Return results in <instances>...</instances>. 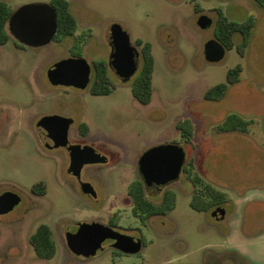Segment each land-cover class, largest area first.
<instances>
[{"label": "rangeland", "instance_id": "obj_1", "mask_svg": "<svg viewBox=\"0 0 264 264\" xmlns=\"http://www.w3.org/2000/svg\"><path fill=\"white\" fill-rule=\"evenodd\" d=\"M11 9L31 2L4 0ZM77 18L73 35L44 46L20 47L13 37L0 46V195L14 191L21 203L0 215V264H264V4L256 0H69ZM196 6L200 10H197ZM243 21L253 18L244 53L234 35V47L220 62L205 57V43L215 36L220 13ZM207 14L213 23L198 25ZM152 42L156 58L153 99L140 103L132 92V78L121 80L110 68L116 87L108 95H94L74 86L53 85L48 70L67 57H84L93 66L111 53L113 26ZM137 45V44H136ZM140 50V47L137 45ZM141 52V51H140ZM141 64V59H140ZM242 66L240 79L218 100L207 90L227 81L228 70ZM250 121L245 130L226 124L229 115ZM47 117L73 119L70 139L91 145L108 157L106 163L84 166L81 181L90 182L96 195L83 192L69 173L66 148H48L40 134ZM190 118L192 140L177 123ZM86 122L88 133L80 124ZM178 144L195 168L162 188L147 189L160 204L166 191L176 193V208L166 215L142 220L134 212L130 184L140 179L139 163L150 148ZM200 175L226 194V201L199 211L191 206ZM48 183L46 195L32 185ZM217 207L225 217L216 218ZM117 224L146 245L137 254L122 253L110 242L95 256L71 252L66 232L83 222ZM41 223L54 232L57 253L40 258L30 236Z\"/></svg>", "mask_w": 264, "mask_h": 264}, {"label": "water", "instance_id": "obj_2", "mask_svg": "<svg viewBox=\"0 0 264 264\" xmlns=\"http://www.w3.org/2000/svg\"><path fill=\"white\" fill-rule=\"evenodd\" d=\"M213 19L207 14L200 15L198 25L207 28ZM8 27L11 35L19 42L40 47L51 43L58 32V12L50 2H31L15 8L9 16ZM109 67L122 81L128 82L136 76L140 68L141 52L133 43L131 34L123 28H112ZM209 62H220L227 54V47L217 38L209 39L204 46ZM93 66L84 57H67L57 61L48 70V78L53 85L88 88L93 81ZM73 119L67 117H47L40 126V134L45 145L50 148L66 147L70 153L69 173L81 180L85 165L106 163L108 157L91 145L70 141ZM187 157L184 148L178 144H162L146 151L139 163V172L146 186L163 187L179 179ZM83 192L96 195L90 182L81 181ZM22 197L14 191L0 195V214H7L19 205ZM216 218L225 217V208L215 212ZM71 251L85 257L95 256L106 242L126 254H137L143 249V241L132 235L121 233L100 222H83L77 231L66 233Z\"/></svg>", "mask_w": 264, "mask_h": 264}, {"label": "trees", "instance_id": "obj_3", "mask_svg": "<svg viewBox=\"0 0 264 264\" xmlns=\"http://www.w3.org/2000/svg\"><path fill=\"white\" fill-rule=\"evenodd\" d=\"M263 5L264 0H256ZM51 3L55 6L58 12V32L55 39L73 35L77 28V18L71 11V3L69 0H52ZM197 10H200L196 6ZM11 6L4 0H0V43L4 44L9 41L12 36L8 28V19L12 13ZM255 26L253 18H248L243 21H236L228 18L222 12L217 20L215 27V36L221 41L227 49L234 47V35L240 33L243 36V41L239 45V51L244 53L245 47ZM136 44L141 51V64L138 73L132 82V92L135 98L143 104H149L153 99V73L156 64V58L153 53L152 42L138 38ZM95 74L93 77L90 91L94 95H108L112 93L116 87L114 80L110 75V67L106 60H99L95 63ZM242 66L239 64L228 70L227 81L216 84L209 88L205 94L208 100L221 99L227 92L229 86L240 79ZM226 124L232 129L245 130L250 124V121L244 119L237 114H231L226 120ZM80 131L86 135L89 126L86 122L80 124ZM177 127L181 130L183 137L192 140L194 133V124L190 118H182L178 121ZM195 168L194 161L186 162L184 166L185 172L190 176ZM195 185H202L199 190H196L191 200V206L199 211H207L211 207L221 204L226 201V194L223 191L217 190L211 184L204 183V179L200 175H195L193 178ZM31 191L36 195H46L48 192V183L45 180H40L32 185ZM129 193L134 202V212L137 216L145 220L153 215H166L176 208L177 196L172 190L166 191L164 198L160 204H154L146 197L144 183L138 179L130 184ZM30 243L33 246L36 254L42 259H52L57 253V244L54 238V232L51 226L47 223H41L35 232L30 236Z\"/></svg>", "mask_w": 264, "mask_h": 264}, {"label": "flooded vegetation", "instance_id": "obj_4", "mask_svg": "<svg viewBox=\"0 0 264 264\" xmlns=\"http://www.w3.org/2000/svg\"><path fill=\"white\" fill-rule=\"evenodd\" d=\"M9 28V27H8ZM10 32V31H9ZM11 34V33H10ZM12 36V35H11ZM13 37V36H12ZM13 39H14V43L16 44V45H18V46H20V47H23V48H25V47H30V46H27V45H25V44H23V43H21V42H19L18 40H16L14 37H13ZM8 43V41L6 42V43H4V44H1L0 43V46H2V45H5V44H7ZM109 64V63H108ZM54 66V65H53ZM91 86V85H90ZM70 138V137H69ZM70 141H71V139H70ZM72 142V141H71ZM73 143V142H72ZM64 148H66V147H64ZM67 149V148H66ZM68 150V149H67ZM69 152V151H68ZM69 155H70V153H69ZM71 176H74V175H71ZM141 176V175H140ZM75 178H77L76 176H74ZM78 179V178H77ZM79 181H80V185H81V180L80 179H78ZM141 180H142V182L144 183V188H145V193H146V197L148 198V195H147V189L148 188H150V187H148V186H146V184H145V181L143 180V178L141 177ZM164 186H166V185H164ZM152 187H157V188H161V187H158V186H152ZM82 188V187H81ZM130 194V193H129ZM131 196V195H130ZM132 197V196H131ZM148 200H150L151 202H153L154 204H158V203H156V202H154L153 200H151V199H149L148 198ZM22 201V200H21ZM21 203V202H20ZM19 203V204H20ZM18 206V205H17ZM16 206V207H17ZM15 207V208H16ZM15 208H14V210H15ZM220 207H217V209H219ZM216 209V210H217ZM14 210H12V211H14ZM11 211V212H12ZM11 212H9V213H11ZM9 213H7V214H9ZM0 215H6V214H0ZM154 216V215H153ZM141 219H142V217H140ZM148 218V217H147ZM146 218V219H147ZM145 219V220H146ZM143 220V219H142ZM144 221V220H143ZM107 225H109V226H111L113 229H115V230H117V231H119V232H121V233H124V234H127V233H125V232H122V231H120V230H118V228H117V224L115 223V222H113V221H111V224H107ZM77 231V230H76ZM75 232V231H74ZM67 233V232H66ZM128 235H131V234H128ZM133 236V235H132ZM136 238H140V239H142V241H143V247L146 245V242H145V240H144V235H141V236H136ZM69 247V246H68ZM112 248H114V249H116V250H118V251H120L119 249H117V248H115V247H113L112 246ZM71 250V249H70ZM72 253H74L73 251H71ZM120 252H122V251H120ZM122 253H124V252H122ZM75 254V253H74ZM80 256H82V255H80ZM85 257V256H84ZM86 258H88V257H86ZM90 258V257H89Z\"/></svg>", "mask_w": 264, "mask_h": 264}]
</instances>
